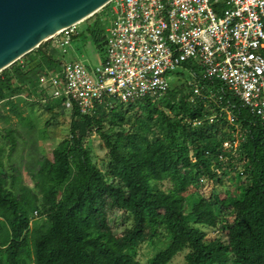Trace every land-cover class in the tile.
Returning <instances> with one entry per match:
<instances>
[{
  "label": "trees",
  "instance_id": "trees-1",
  "mask_svg": "<svg viewBox=\"0 0 264 264\" xmlns=\"http://www.w3.org/2000/svg\"><path fill=\"white\" fill-rule=\"evenodd\" d=\"M107 5L83 20L84 32L72 33L70 43L81 34L103 50ZM55 45L44 42L0 71V102L18 120L30 125L13 101L23 89L51 118L55 109L70 116L68 135L50 156L30 158V184L11 161L20 133L0 127V264H142L137 248L143 243L155 248L147 264H167L184 248L185 264H264V121L219 82L200 81L190 62L183 66L195 77L186 72L184 82L170 84L159 98L100 104L87 114L65 109L38 87L40 75L61 68L63 61L48 52ZM195 83L203 84L199 95ZM209 90L222 96L233 123ZM0 118L8 122L10 115ZM92 132L106 148L104 171L84 144ZM235 138L234 151L223 148ZM234 171L243 177L237 196L183 194L203 180H232ZM117 211L130 219L120 231L110 218ZM201 227L224 234L207 238Z\"/></svg>",
  "mask_w": 264,
  "mask_h": 264
},
{
  "label": "built area",
  "instance_id": "built-area-1",
  "mask_svg": "<svg viewBox=\"0 0 264 264\" xmlns=\"http://www.w3.org/2000/svg\"><path fill=\"white\" fill-rule=\"evenodd\" d=\"M107 4L110 21L103 30L101 63L86 67L77 60L63 61L59 71L40 75L43 94L60 98L65 109L76 107L87 114L100 104L159 98L170 86V73L184 71L195 77L183 66L190 62L199 67L200 81L219 82L241 107L264 121V0H110ZM75 25L61 29L52 40L69 45ZM202 88L203 84H193V94L199 95ZM208 97L233 123L229 106L221 105L222 96L209 90ZM237 144V138L222 142L232 151Z\"/></svg>",
  "mask_w": 264,
  "mask_h": 264
},
{
  "label": "rangeland",
  "instance_id": "rangeland-1",
  "mask_svg": "<svg viewBox=\"0 0 264 264\" xmlns=\"http://www.w3.org/2000/svg\"><path fill=\"white\" fill-rule=\"evenodd\" d=\"M103 10V9H102ZM106 14H102L104 26L110 21L109 5L104 10ZM97 14H101V9L96 11ZM91 19V18H90ZM88 19V20H90ZM87 21H80L75 25L74 33L84 32V24ZM52 40V39H51ZM49 40L48 42H50ZM51 44L48 46L50 47ZM47 46V47H48ZM102 51L97 48L93 42L83 35L75 37L69 45L53 46V49H49L53 56L57 57L60 61L77 60L86 67H94L101 63ZM187 73L184 72L181 76H176L174 73L169 74L170 84H179L185 81ZM15 84V82H14ZM34 97L27 98L26 92L23 90L16 93L13 97V101L16 102L22 111V116L29 119V124H26L24 120H18L14 115L9 113L4 104V100L0 102V115L9 114L10 120L8 122L0 118V127L12 126L20 133L16 149L11 156V161L20 165L23 182L30 184L29 177L27 175V166L31 157L37 154H44L50 156L51 150L59 145L68 135V127L70 116L68 111H59L55 109V116L52 118L50 114L43 108L32 104ZM47 122V124H46ZM85 146L89 149L92 160L96 163L101 171L105 170V164L107 161L106 148L104 147L101 139L95 133H91L87 136L84 142ZM4 163H6L5 157H3ZM234 176V178H233ZM237 172L232 173V180L223 178L221 184L213 183L211 181L203 180L201 185L194 188L191 187L183 194L187 195L192 192H197L204 196H213L214 200H224L225 198L237 196L240 194L241 185L240 181L243 179H236ZM168 186V183H164V187ZM218 205L214 206V211L217 212ZM37 217V216H36ZM113 225L117 231L122 230L123 227L130 224V219L122 211H117L110 215ZM207 234V238H213L214 236H223V232L220 229L201 227ZM159 244V243H157ZM155 251V248L148 244L143 243L137 248V257L142 264H147V260ZM186 249L178 251L167 264H185L184 254Z\"/></svg>",
  "mask_w": 264,
  "mask_h": 264
},
{
  "label": "water",
  "instance_id": "water-1",
  "mask_svg": "<svg viewBox=\"0 0 264 264\" xmlns=\"http://www.w3.org/2000/svg\"><path fill=\"white\" fill-rule=\"evenodd\" d=\"M110 0H0V71Z\"/></svg>",
  "mask_w": 264,
  "mask_h": 264
},
{
  "label": "bare ground",
  "instance_id": "bare-ground-1",
  "mask_svg": "<svg viewBox=\"0 0 264 264\" xmlns=\"http://www.w3.org/2000/svg\"><path fill=\"white\" fill-rule=\"evenodd\" d=\"M85 20V19H84ZM81 20H79V21H77V22H75V23H73V24H71V25H75V24H77V23H79Z\"/></svg>",
  "mask_w": 264,
  "mask_h": 264
}]
</instances>
